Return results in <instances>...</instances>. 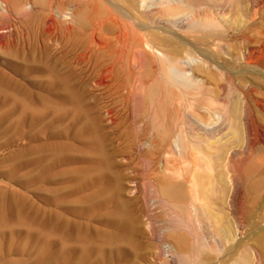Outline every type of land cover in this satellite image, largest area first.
<instances>
[{
  "label": "rangeland",
  "instance_id": "rangeland-1",
  "mask_svg": "<svg viewBox=\"0 0 264 264\" xmlns=\"http://www.w3.org/2000/svg\"><path fill=\"white\" fill-rule=\"evenodd\" d=\"M174 1L0 0V264H259L264 0Z\"/></svg>",
  "mask_w": 264,
  "mask_h": 264
},
{
  "label": "bare ground",
  "instance_id": "bare-ground-1",
  "mask_svg": "<svg viewBox=\"0 0 264 264\" xmlns=\"http://www.w3.org/2000/svg\"><path fill=\"white\" fill-rule=\"evenodd\" d=\"M134 1V0H133ZM136 2V1H135ZM134 2V3H135ZM173 2H175L174 0H173ZM177 2H180V0H177ZM250 38V37H249ZM183 44V43H182ZM193 46V45H192ZM194 48V47H193ZM198 49V48H197ZM202 50H205V49H202ZM207 50V49H206ZM197 51H199V50H197ZM201 52V51H200ZM203 52V51H202ZM204 54L206 53L205 51L203 52ZM207 54V53H206ZM172 57V56H171ZM203 58V60H202V62H203V64L204 65H210L211 64V62H212V58H211V60L209 61V60H207V59H205L206 57H205V55H203L202 56ZM169 58V57H168ZM172 59V58H171ZM191 61H192V63H198L199 61L198 60H196V59H194V58H189ZM174 64V63H173ZM181 75V74H180ZM205 79V78H204ZM256 105L258 106V108L261 110V112H264V104H262V103H260V102H256ZM249 111H250V108L248 107V114H249ZM245 125H246V128H247V130H248V133L250 134V135H253V138H251L249 141H248V144H249V147L251 148V150H253V149H255L257 146H263L264 145V127L258 122V121H256L250 114L248 115V118H247V120H246V123H245ZM177 151H179L178 150V148L176 149ZM178 154H179V152H178ZM237 161V160H236ZM237 164V163H236ZM245 183V182H244ZM246 187H248L247 185H246ZM259 187H261V186H259ZM259 187L258 186H256L255 188H252L253 189V199H252V204L255 206V204L254 203H257L256 201H258L259 202V198L261 197L260 195L261 194H259V192L258 191H260L259 190ZM249 190L247 189V192H248ZM244 192H246V189H245V191ZM244 193V196L246 197V198H243V202H245V201H247L248 199H247V197H248V195H249V193ZM207 194V193H206ZM206 194H204L205 196H204V200H206V201H208L209 200V196H207ZM208 195H209V193H208ZM243 196V197H244ZM250 196V195H249ZM263 196V195H262ZM177 198L178 199H182V197H181V195H178L177 196ZM244 199H247V200H244ZM263 199V198H262ZM261 200V199H260ZM262 201V200H261ZM245 203H247V202H245ZM249 203V202H248ZM261 203V202H260ZM259 203V204H260ZM252 204H251V206H250V209L252 208ZM258 204V205H259ZM250 205V204H249ZM257 204H256V206H258ZM243 206H244V203H243V205H242V208H243ZM247 207H249V206H247ZM255 208V207H254ZM246 211V210H245ZM248 212V211H247ZM250 213V212H249ZM9 216H11V215H9ZM246 216H247V213H246ZM35 223H37L36 221H35ZM40 227L44 230V229H46V228H48L49 227V222L48 221H46V222H44L43 224H41L40 225ZM55 229H57L56 227H55ZM58 230V229H57ZM41 230H40V232H39V234H38V237H40V235H41ZM179 239V238H178ZM180 240V239H179ZM261 242V243H260ZM260 242H258V246L256 247V251H255V254H256V257H257V259H258V261H259V264H264V237L261 239V241ZM43 245L44 246H47V243H43ZM81 249V250H83V251H87V250H90V246H89V244L86 242V241H82V242H77V241H73V240H71V239H67V240H61L59 243H58V255H60V256H65V255H67L68 253H70V252H72V251H74V250H77V249ZM167 248H168V246H167ZM169 249V248H168ZM174 251V250H173ZM174 253H179L177 250L176 251H174Z\"/></svg>",
  "mask_w": 264,
  "mask_h": 264
}]
</instances>
